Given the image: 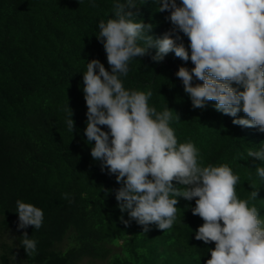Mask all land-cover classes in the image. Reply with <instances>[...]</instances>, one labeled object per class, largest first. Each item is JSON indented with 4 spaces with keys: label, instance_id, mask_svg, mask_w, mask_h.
<instances>
[{
    "label": "trees",
    "instance_id": "16d2710c",
    "mask_svg": "<svg viewBox=\"0 0 264 264\" xmlns=\"http://www.w3.org/2000/svg\"><path fill=\"white\" fill-rule=\"evenodd\" d=\"M114 2L0 0V264H81L84 259L108 264H206L209 248L215 247L195 239L204 223L191 212L195 199L177 198V220L170 229L153 224L143 233L134 220L125 224L129 216L121 213L115 199L121 185L91 157L95 142L88 144L84 134L83 73L91 59H99L110 71L96 35L99 22L113 18ZM136 2L140 6L136 22L152 24L150 35L159 38L171 28L165 19L170 13L158 12V0ZM180 35L188 48L187 36ZM155 51L149 49L148 55L129 62L128 75L121 77L125 89L151 91L148 103L157 112L170 108L169 126L178 144L193 143L203 166L231 167L239 176L238 198L248 199L255 180L258 197L250 205L264 219V179L255 173L264 162L247 156L250 149L264 148V133L234 125L233 117L215 110L214 101L204 110L194 109L175 75L180 66L194 67L191 60L185 63L169 52L156 63L151 59ZM194 83L202 82L194 78ZM69 108L73 134L66 124ZM244 116L241 111L237 118ZM100 127L108 131L107 126ZM17 200L43 211L40 229H17ZM24 231L37 241L36 253L30 256L20 244ZM6 235L12 236L13 247L4 241Z\"/></svg>",
    "mask_w": 264,
    "mask_h": 264
},
{
    "label": "clouds",
    "instance_id": "9594fccd",
    "mask_svg": "<svg viewBox=\"0 0 264 264\" xmlns=\"http://www.w3.org/2000/svg\"><path fill=\"white\" fill-rule=\"evenodd\" d=\"M158 4V12L170 13L165 19L171 23L159 38L149 34L152 24L136 22L140 16L136 0H115L113 18L98 24L96 38L110 71L99 59H91L83 73L84 134L88 144L95 142L91 157L121 185L115 199L121 213L129 216L125 224L134 220L143 233L153 224L170 229L177 220V198L195 199L191 212L204 221L195 239L215 244L206 264H264V219L250 205L258 197L256 181L249 185L248 199L238 198L239 176L232 168L203 166L193 143L178 144L169 126L171 109L157 112L148 103L151 91L125 89L121 79L128 75L129 62L148 55L149 49L156 50L151 56L156 63L174 52L194 65L180 66L175 73L194 109L204 110L214 101L215 110L233 117L234 125L264 133V0H180V4L158 0ZM181 33L190 41L188 48ZM194 78L202 83H194ZM241 111L245 116L237 118ZM72 116L70 109L66 124L73 134ZM247 156L264 162V148L250 149ZM255 173L264 179V166L257 165ZM16 213L18 230L42 227L44 213L33 204L17 200ZM21 237L26 254L36 253L37 241L27 231ZM12 259L16 260L15 254Z\"/></svg>",
    "mask_w": 264,
    "mask_h": 264
},
{
    "label": "rangeland",
    "instance_id": "374dc122",
    "mask_svg": "<svg viewBox=\"0 0 264 264\" xmlns=\"http://www.w3.org/2000/svg\"><path fill=\"white\" fill-rule=\"evenodd\" d=\"M4 241L7 242L10 246H14V240L12 236L6 235ZM81 264H108L106 261L95 260V259H84Z\"/></svg>",
    "mask_w": 264,
    "mask_h": 264
}]
</instances>
